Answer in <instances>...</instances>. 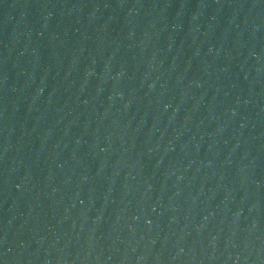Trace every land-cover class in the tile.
<instances>
[{"label": "water", "instance_id": "1", "mask_svg": "<svg viewBox=\"0 0 264 264\" xmlns=\"http://www.w3.org/2000/svg\"><path fill=\"white\" fill-rule=\"evenodd\" d=\"M0 264H264V0H0Z\"/></svg>", "mask_w": 264, "mask_h": 264}]
</instances>
